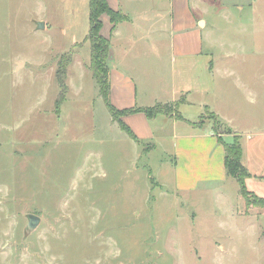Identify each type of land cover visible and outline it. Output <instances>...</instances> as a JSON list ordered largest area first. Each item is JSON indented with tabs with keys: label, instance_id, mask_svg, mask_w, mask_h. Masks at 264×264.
Segmentation results:
<instances>
[{
	"label": "rangeland",
	"instance_id": "obj_1",
	"mask_svg": "<svg viewBox=\"0 0 264 264\" xmlns=\"http://www.w3.org/2000/svg\"><path fill=\"white\" fill-rule=\"evenodd\" d=\"M198 5L192 69L170 57L109 66L131 73L149 105L151 90L163 102L190 85L180 114L219 134L263 129L264 0ZM89 25L88 0H0V264H264V223L245 217L235 178L178 192L163 116L151 125L164 146L134 156L90 71ZM29 214L40 222L26 233Z\"/></svg>",
	"mask_w": 264,
	"mask_h": 264
},
{
	"label": "crops",
	"instance_id": "obj_2",
	"mask_svg": "<svg viewBox=\"0 0 264 264\" xmlns=\"http://www.w3.org/2000/svg\"><path fill=\"white\" fill-rule=\"evenodd\" d=\"M106 1L112 10L125 18L113 25L106 13L100 17V33L109 41L107 65L110 77V101L114 107L119 110L130 107H151L156 103H172L181 96L185 97L186 102L179 108L188 103L186 92H190V85L179 88L182 93L178 98L175 97L177 93L173 89L171 100L163 102L159 101L156 93L151 90L148 96L154 98L152 99L154 104L149 105L139 98L138 86L131 73L110 67L108 63L115 59L121 62L127 60L130 63L151 64L170 57L172 63H178L184 66V69H192V66L198 64V56L201 54V43L198 33H194V25L200 27L201 22L205 24L197 10L199 0ZM180 14L186 15V22L181 21ZM192 19L195 23H192ZM43 23L47 24L45 21ZM207 64L212 70L215 62L211 59ZM191 75L190 73V80ZM159 115L163 116L160 129L164 132L166 129H171L169 148L164 147V152L174 156L175 183L180 194H193L200 190L199 185L204 186L217 179L225 180L229 176L224 166L225 151L221 140L225 141L224 137L227 135H237L241 145V162L248 172V176L244 179L245 187L252 195L264 199V128L243 131L230 128L231 133L219 134L213 130V127L205 128L184 116H182L184 119H177L164 114L157 116ZM155 117L148 119L143 112L122 117L135 135L134 139L127 134L136 145L133 146L134 156H141L143 151L147 150L143 148L144 145L150 146V150L156 146H164L160 141L158 130L156 131L151 125V120ZM243 200L245 202L244 198ZM245 209V217L248 221L252 219L251 223L253 220L264 223V206L246 207L245 202Z\"/></svg>",
	"mask_w": 264,
	"mask_h": 264
},
{
	"label": "trees",
	"instance_id": "obj_3",
	"mask_svg": "<svg viewBox=\"0 0 264 264\" xmlns=\"http://www.w3.org/2000/svg\"><path fill=\"white\" fill-rule=\"evenodd\" d=\"M88 1H89V24H90L88 34L86 37L87 40H89L90 42V59L88 65L92 73V76L94 77L97 83L98 94L102 98L103 103L107 111L109 112L110 116L112 117V119L114 121H117L119 127L134 139H135L134 133L122 120V117L124 115L133 114L136 112H143L148 119H151L157 116L158 114L173 116L177 119H184L179 112V106L186 102L184 96H181L177 101H174L172 103L163 104V105L156 103L151 107H130L122 110H119L114 107V105L110 101V77H109V67L107 65V58L109 54V41L107 38L103 37L100 33V29H101L100 17L102 14L106 13L107 15H109L110 21L112 22L113 25H115L117 22L125 18L122 14L112 10L107 4L106 0H88ZM65 70H66L65 64L59 61L56 70V80L59 87L58 97L55 102L57 109L65 96V91H66ZM201 122L202 120H200L199 123ZM217 122H219L220 124V121H215V123ZM212 127L216 133H219L215 125H213ZM226 129L228 130L227 133H231V129L229 127H227ZM221 142L223 144L225 151L224 166L226 169V173L227 175L236 179L239 185V193L245 199L246 204L256 203L261 206H264V199L252 195L245 187L244 179L245 177L248 176V172L241 162V145L239 141V136L234 135L231 142H225L222 140ZM145 147H147V145Z\"/></svg>",
	"mask_w": 264,
	"mask_h": 264
},
{
	"label": "water",
	"instance_id": "obj_4",
	"mask_svg": "<svg viewBox=\"0 0 264 264\" xmlns=\"http://www.w3.org/2000/svg\"><path fill=\"white\" fill-rule=\"evenodd\" d=\"M37 27L43 28L44 24L42 22H38ZM27 219H28V222H27L26 227H25V232L29 233L38 226V224L40 222V217L37 215H34V214H29V215H27Z\"/></svg>",
	"mask_w": 264,
	"mask_h": 264
}]
</instances>
